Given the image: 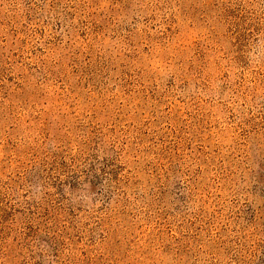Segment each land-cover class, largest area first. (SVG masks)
Segmentation results:
<instances>
[{
	"label": "rangeland",
	"instance_id": "rangeland-1",
	"mask_svg": "<svg viewBox=\"0 0 264 264\" xmlns=\"http://www.w3.org/2000/svg\"><path fill=\"white\" fill-rule=\"evenodd\" d=\"M0 264H264V0H0Z\"/></svg>",
	"mask_w": 264,
	"mask_h": 264
}]
</instances>
